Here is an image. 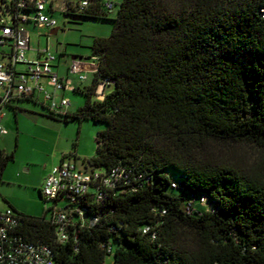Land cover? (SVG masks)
Instances as JSON below:
<instances>
[{
    "label": "trees",
    "instance_id": "obj_1",
    "mask_svg": "<svg viewBox=\"0 0 264 264\" xmlns=\"http://www.w3.org/2000/svg\"><path fill=\"white\" fill-rule=\"evenodd\" d=\"M68 15L109 17L98 5ZM109 19L111 34L91 45L92 83L74 88L84 103L63 114L46 109L103 122L82 165L122 163L137 177L134 188L82 201L76 241L72 229L56 241L47 210H15L19 232L51 247L55 264H104L101 244L113 247L112 264H264V0H122ZM102 78L111 83L97 99ZM232 142L258 147L262 159L245 168L214 155V145ZM12 159L0 152V179ZM91 216L98 221L90 225Z\"/></svg>",
    "mask_w": 264,
    "mask_h": 264
},
{
    "label": "built area",
    "instance_id": "obj_2",
    "mask_svg": "<svg viewBox=\"0 0 264 264\" xmlns=\"http://www.w3.org/2000/svg\"><path fill=\"white\" fill-rule=\"evenodd\" d=\"M122 0H11L13 20L11 23H0V131L2 129L3 109L6 105L20 99H30L39 102L42 95L47 109L56 114L70 112L69 99L58 93L66 88H72L68 79L62 77L54 69V54L48 48L38 49L39 57L29 59L26 51L30 49V33L27 24L53 29L57 20L52 13L60 11L64 14H80L94 10L98 5L102 10L111 12ZM50 12V13H49ZM23 65L24 68H20ZM97 64L75 57L68 66V74L75 75L79 82L86 79L85 71H96ZM111 80L100 79L95 86V97L102 99ZM75 88V87H74ZM122 163H116L108 171L99 172L95 168H78L67 155L55 164L45 176L41 195L47 201L56 205L66 200L70 211L58 210L52 207L49 221L54 225L55 238L58 243H65L70 236V230L83 226L86 217L84 207L87 197L101 201L108 190L123 186H131L137 177ZM89 199V198H87ZM203 200V199H202ZM191 204L186 205L190 211ZM72 213V215H71ZM70 214V216H69ZM74 215V216H73ZM75 217L78 218L76 222ZM98 221V216H91L89 224ZM21 216L13 208L0 210V264H55L53 250L46 244L27 240L20 232ZM149 226L143 228L147 233ZM77 239V229L75 232ZM151 237L155 232L151 231ZM107 256H112L113 247L101 244ZM77 247H75L76 249Z\"/></svg>",
    "mask_w": 264,
    "mask_h": 264
},
{
    "label": "rangeland",
    "instance_id": "obj_3",
    "mask_svg": "<svg viewBox=\"0 0 264 264\" xmlns=\"http://www.w3.org/2000/svg\"><path fill=\"white\" fill-rule=\"evenodd\" d=\"M118 9L119 5H116L109 12L108 19L73 16L55 11L52 13L57 20L55 33H50L51 29L42 26L26 25L31 34V47H47L54 54L55 60L59 58L64 63L74 55L94 58L91 49L93 39L111 34L113 21L109 18H114ZM12 20L11 0H0V23H11ZM26 57H35L32 49L26 52ZM64 63L58 68L59 71L64 70ZM19 67L24 68L23 65ZM71 80L68 84H71ZM90 81L89 76L83 83ZM63 94L69 99L74 111L85 101V94L81 91L68 88ZM58 95L61 96V92ZM38 97L39 102H42V95ZM39 102L22 99L15 102V107L7 106L3 109L0 152L13 153V159L7 163L0 179V209L14 207L18 212L30 216H42L47 210L46 218L49 219L52 207L67 212L72 206H67L66 200L54 205L53 201H47L41 196L39 189L47 171L57 163L62 153L69 154L68 158L78 168H83L82 159L94 155L95 138L98 131L105 128V124L89 118L65 120L64 117L50 115ZM212 150L215 156L225 157L245 168L257 165L263 157V151L246 142L218 143ZM95 169L104 171L103 167ZM165 170L173 181L181 183L179 172L172 167ZM167 190L171 194H183L185 198L189 196L181 188L169 185ZM195 197L198 204L199 195ZM111 259L112 256H107L106 262L109 263Z\"/></svg>",
    "mask_w": 264,
    "mask_h": 264
},
{
    "label": "crops",
    "instance_id": "obj_4",
    "mask_svg": "<svg viewBox=\"0 0 264 264\" xmlns=\"http://www.w3.org/2000/svg\"><path fill=\"white\" fill-rule=\"evenodd\" d=\"M28 25V24H27ZM34 26V25H33ZM26 28H27V26H26ZM28 29V28H27ZM28 31H29V29H28ZM29 33H30V31H29ZM30 38H31V34H30ZM31 44H32V40H30V49H28L27 51H29V50H33V53H34V56L35 57H33V58H29V59H34V58H37V57H39V53H38V49H41V48H39V47H36V48H32L31 47ZM26 51V52H27ZM75 56V55H74ZM77 57V56H76ZM80 58H82V59H84V60H86V62L87 63H93V64H95L96 63V61H95V58H87V57H82V56H79ZM28 58V57H27ZM71 59H72V57H71ZM56 62H54V69L58 72V74L60 75V76H62V77H65V78H67L68 80H71L72 78H73V80H71L70 82H71V84H70V86H72V88H71V90L73 89L74 90V87H84V86H89L91 83H92V80H93V76H94V72L92 71V70H86L85 71V75H86V79L85 80H87L88 79V77L90 76L91 77V81L89 82V83H83V82H79L78 80H77V77L75 76V75H72V74H68V72H67V70H68V66H69V64H70V61L68 60V61H65V63L64 62H62L59 58H57V60H55ZM62 63H64V70L63 71H59L58 70V68L61 66V64ZM66 90H68V88H66V89H64V90H62L61 91V94L64 96V92L66 91ZM26 100H28V99H26ZM16 101H18V100H16ZM16 101H13L12 103H10L8 106H11V107H15L16 106V104H15V102ZM33 101V100H32ZM33 102H37V101H33ZM39 103H41V102H39ZM41 105L42 106H44L45 108H46V105L45 104H43V103H41ZM71 106H72V104H71ZM70 106V108H69V111H74V110H72L71 107ZM13 154V153H12ZM64 155H68L67 153H62L61 155H60V157H59V159H58V161H57V163H59L61 160H62V158H63V156ZM56 163V164H57ZM82 163V162H81ZM82 167H84L83 165H82ZM50 171V169L47 171V174H48V172ZM46 174V175H47ZM45 175V176H46ZM45 178V177H44ZM44 178H43V181H44ZM42 184H43V182H42ZM41 187H42V185H41ZM41 187H40V189H39V192H40V194H41ZM42 196V195H41ZM7 208V207H6ZM6 208H2V209H0V210H4V209H6ZM14 210H16L14 207H12ZM17 211V210H16Z\"/></svg>",
    "mask_w": 264,
    "mask_h": 264
},
{
    "label": "water",
    "instance_id": "obj_5",
    "mask_svg": "<svg viewBox=\"0 0 264 264\" xmlns=\"http://www.w3.org/2000/svg\"><path fill=\"white\" fill-rule=\"evenodd\" d=\"M56 30H57V28H53V29H51L50 33H55ZM75 57H76V56H72V59L75 58Z\"/></svg>",
    "mask_w": 264,
    "mask_h": 264
}]
</instances>
